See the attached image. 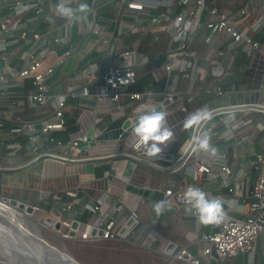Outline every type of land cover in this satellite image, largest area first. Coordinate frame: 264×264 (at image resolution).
Listing matches in <instances>:
<instances>
[{"label": "built area", "instance_id": "obj_1", "mask_svg": "<svg viewBox=\"0 0 264 264\" xmlns=\"http://www.w3.org/2000/svg\"><path fill=\"white\" fill-rule=\"evenodd\" d=\"M88 1L90 6L88 4L87 10L80 12L72 5L73 0H64L67 7L77 10V18L70 21L56 11L61 0H0V159L20 154L24 148L22 141H26L25 153L31 158L45 157L44 147L61 148L66 154L73 155L79 151L80 144L89 141L84 140V135L74 138L69 134L54 136V133H65L64 110L74 88L55 92L51 86L52 78L56 69L68 60L75 46H85L86 54H95L94 59L104 60L105 65L98 72L97 65L90 64L87 69L75 72L74 78L103 79L112 88L111 100L117 103L123 94L121 91L131 82L134 69L146 67L150 60V57L141 56L122 44L123 38L127 37L125 31L138 33L137 40L148 34L165 35L167 48L158 62V67L165 73L164 86L160 91L125 94L127 100L140 102L130 112L122 113L124 121L129 123L126 129L132 128V122L141 110L156 109L167 114L180 111L185 120L188 117L186 103L193 95L199 91L215 97L225 93L216 83L202 86L205 72L200 65L202 59L208 62L210 76L217 80L223 74L217 58H224L225 51H233L239 46L246 56H250L258 50V43L249 33L255 31L259 23L247 25L244 8H233L227 12L220 10L219 0L209 3L207 0ZM102 8L110 15H101ZM199 45L206 47L204 52L208 54H201V57L197 49ZM223 45L226 50L221 49ZM64 47L67 50L57 55V51ZM50 57L53 58L51 62L48 61ZM154 70L152 67L150 75L151 80L156 82ZM173 74L189 83L186 90L176 89L172 84ZM232 109L225 110L231 112ZM27 110L34 111L36 117L24 118L22 114ZM217 110H208L211 117ZM261 111L264 112V108ZM208 121L191 130V135L175 157L164 153L156 157L168 161L171 166L165 170L171 175H179L181 181L195 183L204 174L209 180L217 181L222 175L225 186L226 178L231 174L227 153L207 161L190 140L192 135L207 134L210 138L215 134L213 124L208 126ZM100 132L97 130L98 134ZM129 148L138 160L150 158L143 146L132 142ZM189 158H194V161L188 162ZM262 166L263 156L255 155L250 168L259 172ZM4 168L0 164V171ZM115 172L113 177L118 178L120 173ZM104 175L108 172L105 171ZM167 184L164 180L158 183L157 189H143L161 194V201L168 209L165 214L177 210L182 218L197 219L195 214L185 211L183 194L187 189L179 184L174 190ZM228 192L232 197L241 199L242 216L225 217L214 231L201 234L196 254L186 246L178 247L169 242L161 250L169 263L203 264L202 259L204 264H212L217 258L223 260L242 256L246 258L245 264H252L255 240H258L260 255L264 258V173H258L247 196L242 197L235 187L228 188ZM65 196L68 200L61 201L57 194L53 195L55 212L49 214L38 205L41 197L34 205H24L31 208L29 213L18 208L23 203L1 194L0 207L24 213L46 231L67 242L140 240L142 230H139L141 225L137 211L125 210L120 203L102 207L109 199L108 193L94 202L84 203L80 210L75 209V204L79 202L75 191H67ZM232 201L233 198H230L226 204L231 206ZM56 224L58 228H55ZM156 237L157 233H150L151 242L156 241Z\"/></svg>", "mask_w": 264, "mask_h": 264}, {"label": "crops", "instance_id": "obj_2", "mask_svg": "<svg viewBox=\"0 0 264 264\" xmlns=\"http://www.w3.org/2000/svg\"><path fill=\"white\" fill-rule=\"evenodd\" d=\"M73 1L72 5L76 8H79L80 4L87 6L89 4L88 0ZM219 1L220 10L225 12L233 8H244L247 12L245 19L247 25L259 23L258 28L249 33V36L258 43L257 51L250 56H245L238 46L233 51H225L224 58H217V62L223 71L220 79L234 82L224 89L223 95L213 96L206 106L207 110L234 108L226 117L213 123L215 134L209 138L212 147L217 149L216 155L223 152L228 155L230 152L234 161L233 165L228 166L231 174L226 178L227 185L224 186L222 175L217 178V181L209 180L204 174L195 183L184 182L181 181L179 175H171L165 170L171 166L168 161L158 160L156 156L146 160L136 159L129 148L132 141V128L123 140L101 141L92 145V140L98 135L97 130H102L115 119H119L123 123L122 113L130 112L140 102L129 101L120 96L118 102L114 103L111 100L112 88L110 86L108 90L101 93H89L88 85L94 83L95 78L89 80L75 79L73 74L84 68L87 69L90 64H96L98 72H101L105 61L94 59L95 54L93 53L88 52L86 54L84 52L85 46L81 45L83 49L75 46L68 60L61 68L56 69L51 86L55 92L66 91L68 87L74 88L69 94L64 110L65 117L73 118L77 125L75 136L69 135L74 138L92 133L89 141L80 144L79 151L73 155L66 154L61 148L44 147L43 151L47 154L45 157L31 158L30 155L24 153L22 156H15V158L22 159L19 162H13L12 159H15L13 157L5 162H3L5 158H1L0 164L5 167V170L0 171V194L3 188L8 192L7 197H11L23 205H34L39 197L44 199L49 195H65L67 191H75L79 199V202L75 204V209L80 210L84 203L94 202L103 194L108 193L109 199L102 207L120 203L125 210L134 208L137 211L141 225L139 230H142L138 242L153 249L155 246L157 250H162L170 242L178 247L186 246L195 254L200 248V235L214 231L218 224L205 226L192 217H180L176 210L175 213H168V215H174L178 220V225L173 234L176 238L164 237L150 226L154 224V219H156L151 210L150 201L137 193H133L130 190L131 187L157 189L158 183L164 180L168 182V187L174 190L179 187V184L185 189L189 186L198 187L209 198L222 199L224 218H240L243 204L241 199L231 196L228 188L235 187L238 193L245 197L248 195L258 173H264V166L259 172L250 168V162L255 159V155L261 154L264 159V113L261 111L264 108V0ZM100 14L109 16L110 12L102 8ZM125 33L126 35L132 34L128 30ZM83 34L85 33L83 32ZM197 49L200 55L208 54L204 52L206 47L202 45H199ZM221 49L226 50L224 45L221 46ZM240 55H244V58H240ZM52 60L53 58L50 57L48 61L51 62ZM200 65L205 71L203 74L204 81L208 76L213 81L212 83L208 82L207 85L217 84L218 79H213L208 72V62L202 59ZM158 68L163 71L160 67ZM172 77V84L176 89L182 91L188 88V82L180 80L175 74ZM231 86H234L233 90ZM218 101L220 103L216 104ZM97 120L99 122H96ZM183 122L184 114L182 112L173 111L167 114V125L173 130L174 138L166 146L161 145V153L170 157L177 155L184 144L179 142L180 134L184 128ZM200 155L207 161H211L216 156H211L202 150ZM193 161L194 158L188 160V162ZM105 171L108 172V175H104ZM115 171L120 173L118 178L113 177ZM180 172L182 171L178 173ZM115 194L118 195L115 196ZM230 198H233L231 206L226 204L229 203L226 201ZM50 212L54 213L55 209L53 208L46 213L49 214ZM145 219L150 220V222L145 223ZM154 232L157 233V239L151 242L150 233ZM254 247L255 253L252 264H264V258L260 255L258 240H255ZM201 262L204 264L202 259ZM245 263L246 258L240 256L223 260L217 258L212 264ZM166 264L183 263L167 262Z\"/></svg>", "mask_w": 264, "mask_h": 264}, {"label": "trees", "instance_id": "obj_3", "mask_svg": "<svg viewBox=\"0 0 264 264\" xmlns=\"http://www.w3.org/2000/svg\"><path fill=\"white\" fill-rule=\"evenodd\" d=\"M211 0H207V3H209ZM127 37L123 38L122 44L124 46H127L130 50L135 51L141 56H147L150 57V60L148 62V65L144 68H136L134 69V76L129 82L124 89L121 91L123 93L120 95L121 97H125V94H131V93H143L148 90H154V91H160L163 86H164V81H165V73L158 68V62L162 58L166 48H167V39L165 35L162 33L158 35H151L148 34L144 38L137 40L138 33H132L129 35H126ZM245 55V54H244ZM244 55H240V58H244ZM246 56V55H245ZM155 69V74H156V82H153L151 80V68ZM212 83V79L208 76L205 78L204 83L202 84L203 86H206L207 83ZM234 81H226V79H218L217 84L220 85V87L223 89H226L230 86L231 83ZM109 89V85H107L103 79H97L95 82L91 83L88 85V92L89 93H101L105 90ZM213 98L212 95L207 94L204 91H199L197 94L193 95L189 101L186 103V111L189 116L190 113L194 112L197 109L205 108L207 106V103L211 101ZM24 118L27 119H34L36 116L34 114V111H24L22 114ZM101 125V123H100ZM65 126L66 130L65 133H54V136L61 137L66 134H72L75 136L76 130H77V125L76 121L71 118V117H65ZM192 129H184L180 134L179 142L184 143V141L187 140V138L190 136ZM133 140L131 141L130 145L132 144ZM23 143V150L18 156H22L26 151V141H22ZM17 156V157H18ZM15 158V157H13ZM9 158L3 159V162L7 161ZM13 162H19L22 161V159L15 158L12 159ZM234 161L232 159V156L229 152L227 155V164L230 167L233 165ZM118 194H115L117 196ZM58 197L61 201H66L68 200L65 195L58 194ZM38 205L45 210L46 212L51 211L55 205L53 201V195L46 196L44 199H42ZM172 214V213H171ZM171 214H159L156 215V219H154V224L150 225L152 228H154L157 232H159L161 235L164 237H173L175 228L178 225V220L175 218L174 215ZM163 215V216H162ZM167 215V216H166ZM84 219V216H81V220ZM145 223H149L150 220L148 221L145 219ZM141 264H163L161 261H156L154 263H150V261L142 262Z\"/></svg>", "mask_w": 264, "mask_h": 264}, {"label": "clouds", "instance_id": "obj_4", "mask_svg": "<svg viewBox=\"0 0 264 264\" xmlns=\"http://www.w3.org/2000/svg\"><path fill=\"white\" fill-rule=\"evenodd\" d=\"M86 4H80L78 11L85 12ZM56 11L68 18L70 21L77 18L76 9L67 7L64 0L56 6ZM211 119V113L205 109H197L190 113L184 120V129L198 128L202 122ZM174 138L173 130L167 125V113L152 109L141 110L140 114L132 122L131 139L137 146H143L145 154L149 157L156 156L162 152L161 145H167ZM190 140L200 150L215 156L217 149L212 147L207 134L192 135ZM186 204L185 211L188 214H195L202 225L219 224L225 216L223 201L220 198H209L207 194L198 187L189 186L183 194ZM157 213L164 211V202H157L155 205Z\"/></svg>", "mask_w": 264, "mask_h": 264}, {"label": "water", "instance_id": "obj_5", "mask_svg": "<svg viewBox=\"0 0 264 264\" xmlns=\"http://www.w3.org/2000/svg\"><path fill=\"white\" fill-rule=\"evenodd\" d=\"M66 50V47L59 49L57 55L62 54ZM228 114L229 112L225 109L217 110V113L209 119L207 125H212L215 121L226 117ZM128 125V122L124 121L121 123L119 119L112 120L94 137L91 142L92 145L101 141L125 139L128 136V131H130V128L129 130L126 129ZM91 134L85 136L84 140H89ZM130 190L148 199L152 212L157 213L154 205L157 202H161L162 196L160 193L137 187H131ZM12 204L15 203L12 202ZM18 208L25 210L27 213L31 212V208L23 204H19ZM167 210V207H164L163 213L167 212ZM20 226L12 223L0 214V256L3 259V264H86L80 255L65 247V244L69 242L58 238L61 244L54 245L45 239L37 227L31 231L26 225L23 227V230ZM55 228H58V224L55 225ZM50 235L52 234L50 233Z\"/></svg>", "mask_w": 264, "mask_h": 264}, {"label": "rangeland", "instance_id": "obj_6", "mask_svg": "<svg viewBox=\"0 0 264 264\" xmlns=\"http://www.w3.org/2000/svg\"><path fill=\"white\" fill-rule=\"evenodd\" d=\"M218 103H220V101L216 102V104ZM7 194V190L2 188L1 195L7 196ZM20 215L24 218V224L31 231L37 227L38 230H41L45 239H47L50 243L54 245L61 244L60 240L56 236L50 235V233L42 228L35 220L27 217L22 212ZM148 216L146 217L147 219ZM65 247L77 255H80L86 264H141L146 261H150V263L161 261V263L166 264L169 261L166 256L161 254V249L157 250L155 246V249L152 247L150 248L146 244H141L138 241L93 243L69 242L65 244ZM0 264H3L1 258Z\"/></svg>", "mask_w": 264, "mask_h": 264}, {"label": "bare ground", "instance_id": "obj_7", "mask_svg": "<svg viewBox=\"0 0 264 264\" xmlns=\"http://www.w3.org/2000/svg\"><path fill=\"white\" fill-rule=\"evenodd\" d=\"M20 213L18 211H16V210L12 209V208L2 209L0 207V214H2L3 216H5L9 221H11L12 223H14L16 225H19L20 226L22 224L20 227H22V230H23V227L25 226V224L23 222L24 221L23 220L24 218L21 217ZM5 257L7 258V255L6 254H5ZM0 258H1V256H0ZM6 258H4V259L6 260Z\"/></svg>", "mask_w": 264, "mask_h": 264}]
</instances>
